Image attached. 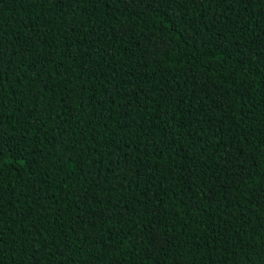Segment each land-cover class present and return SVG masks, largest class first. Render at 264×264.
<instances>
[{
  "label": "trees",
  "instance_id": "16d2710c",
  "mask_svg": "<svg viewBox=\"0 0 264 264\" xmlns=\"http://www.w3.org/2000/svg\"><path fill=\"white\" fill-rule=\"evenodd\" d=\"M0 264H264V0H0Z\"/></svg>",
  "mask_w": 264,
  "mask_h": 264
},
{
  "label": "snow or ice",
  "instance_id": "6c2138e0",
  "mask_svg": "<svg viewBox=\"0 0 264 264\" xmlns=\"http://www.w3.org/2000/svg\"><path fill=\"white\" fill-rule=\"evenodd\" d=\"M150 2H152V0H150ZM3 155V152L2 151H0V156H2Z\"/></svg>",
  "mask_w": 264,
  "mask_h": 264
}]
</instances>
